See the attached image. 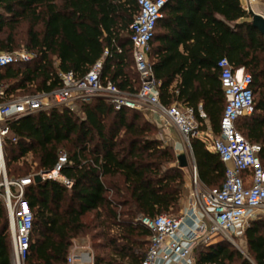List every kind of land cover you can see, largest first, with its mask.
<instances>
[{"label":"trees","instance_id":"obj_1","mask_svg":"<svg viewBox=\"0 0 264 264\" xmlns=\"http://www.w3.org/2000/svg\"><path fill=\"white\" fill-rule=\"evenodd\" d=\"M137 11L136 0H0V52L24 49L35 55L28 64L0 69V84L18 94L50 91L59 86L60 73L82 77L102 59L104 83L137 93L129 31ZM252 17L241 0H171L158 21L161 31L155 30L149 59L162 103L192 107L200 123L202 108L216 135L225 106L219 59L227 57L249 72L255 112L236 125L262 145L264 163V38ZM10 128L17 140L3 142L9 178L52 170L65 151L68 162L61 173L73 181L68 188L59 180L34 178L27 186L34 223L25 264H67L73 239L87 229L96 231L93 237L103 239L97 246L108 251L95 255V264H141L150 231L138 217L177 211L185 185L173 147L154 135L156 125L140 110H116L96 97L78 113L52 108L16 119ZM192 152L198 179L209 188L221 187L220 156L201 136L192 138ZM245 235L249 256L220 240L197 246L196 264H264V222L250 220ZM0 264H13L1 200Z\"/></svg>","mask_w":264,"mask_h":264},{"label":"built area","instance_id":"obj_2","mask_svg":"<svg viewBox=\"0 0 264 264\" xmlns=\"http://www.w3.org/2000/svg\"><path fill=\"white\" fill-rule=\"evenodd\" d=\"M138 11L129 26L133 47L135 69L140 79L137 93L120 89L112 82L104 83V63L100 59L88 72L78 77L74 72L60 73V84L46 91L18 94L9 91L7 84H0V188H4L9 216V231L12 243V263L25 264L32 240L34 217L30 204L25 199L27 186L40 175L43 180L54 179L68 188L73 181L62 173L68 162L61 151L56 166L49 171H38L23 177L9 178L3 151L6 139L16 141L10 128L12 121L52 108H65L78 113L83 103L96 97L108 100L116 110L123 108L140 110L147 106L157 113L165 124H172L180 132L186 146L192 150V138L201 136V123L192 107L179 103L165 105L160 99V82L155 78L149 59L150 43L154 37L163 9L171 0H136ZM264 17V0H244V8ZM109 51L104 52L108 56ZM35 55L24 49L0 52V69L14 64H28ZM225 106L217 137L205 136L225 164V179L221 187L201 188L197 167L193 165L192 191L188 205L178 216L159 214L154 217L139 216L138 221L150 231V243L141 264H195L194 251L201 244H211L235 239L245 234L249 221L264 213V163L263 147L251 142L237 128V121L250 117L255 112L252 76L244 68H235L227 57L217 63ZM200 117L206 114L201 108ZM219 240V241H220ZM67 264H95L94 254L84 245L73 241Z\"/></svg>","mask_w":264,"mask_h":264},{"label":"crops","instance_id":"obj_3","mask_svg":"<svg viewBox=\"0 0 264 264\" xmlns=\"http://www.w3.org/2000/svg\"><path fill=\"white\" fill-rule=\"evenodd\" d=\"M241 3L244 7V0H241ZM254 8V12H259L261 5L260 4H255L253 6ZM163 17V16H162ZM161 17V18H162ZM161 29H158V26L156 27V32L158 34V32H160ZM179 48L182 50L183 49V45H180ZM179 78H177L174 82V85L177 83V80ZM177 103V102H176ZM140 111H142L140 109ZM80 112V111H79ZM143 112V111H142ZM144 115L146 116V118L148 120H151L153 122H156L159 127L161 128V134H162V138L163 141H165L166 143H168L169 145H171L176 153V155H181L184 154L186 156V160L188 161V166L186 168H183V171L185 173V189H184V193H185V199H183L184 201L186 200V204L185 207L188 205V200L190 198V193L192 191V176H193V165L195 163V159H194V155L193 152L191 150V156L190 154L186 151V146L182 140L181 134L180 132L175 128V126H173L172 124H165V122H163L159 115L157 113H154L150 110H147L146 113H144ZM205 124V130L202 131V135L201 137L204 139V137L210 136V137H217L218 135L214 134L213 130H212V125L209 119L203 120V122L201 123V125ZM208 148L213 151L212 147L210 146V144H207ZM178 162V160H177ZM196 164V163H195ZM199 186L201 188H208V186H206L205 184H203L200 180H199ZM188 196V197H187ZM184 210V209H183Z\"/></svg>","mask_w":264,"mask_h":264},{"label":"rangeland","instance_id":"obj_4","mask_svg":"<svg viewBox=\"0 0 264 264\" xmlns=\"http://www.w3.org/2000/svg\"><path fill=\"white\" fill-rule=\"evenodd\" d=\"M134 71L136 72L135 69H134ZM141 110L143 111V113H146L147 110H150V109L147 106H142ZM151 122L156 125V130L154 131V133H155L154 135L157 136L158 138H162L161 128L159 127V125L156 122H153V121H151ZM173 151H174V149H173ZM186 151L191 156V149L188 146H186ZM174 154L176 155L175 151H174ZM27 160H28L29 164H32L34 166V164L32 162V156L31 155L27 156ZM32 171H33V168H32ZM12 178H14V177H12ZM184 189H185V185H184V188H183V195H182V199H181L180 204H179V208H178L177 211H173L172 213H170L171 215L178 216V215H180V213L185 208L186 200L185 201L183 200V199H185ZM3 192H4V188L2 187V188H0V200H1L2 204H3V206H4V210H5L6 215H8L5 200L2 197V193ZM93 214H89V216L86 219L87 222H89V219L93 217ZM8 218H9V216H8ZM253 220H258V221H263L264 222V213L257 215L255 218H253ZM95 232H96L95 230L87 229L86 233L79 234L77 237H75L73 239V241L75 240L78 243H80V244L84 245L85 247H87L89 250L92 251L94 256L97 255V254H106L108 252L106 249H101V248H99L97 246L98 244L103 242V239H98L97 237H93V234H95ZM219 240H220V238H217V241H219ZM228 242L233 245L234 249L240 251L244 256H249V246L247 244V240H246V235L245 234L240 236V237H237L235 239V244L230 242V241H228ZM199 250H201V248H199ZM195 253L196 252H194V256H195ZM195 264H196V258H195Z\"/></svg>","mask_w":264,"mask_h":264},{"label":"water","instance_id":"obj_5","mask_svg":"<svg viewBox=\"0 0 264 264\" xmlns=\"http://www.w3.org/2000/svg\"><path fill=\"white\" fill-rule=\"evenodd\" d=\"M250 12L252 13L253 16L252 17L253 26L260 31V33L264 38V17L260 13L254 11H250ZM177 160L181 168H186L188 166V161L186 160V156L184 154L178 155ZM35 178L37 181L43 180L40 175H37Z\"/></svg>","mask_w":264,"mask_h":264}]
</instances>
